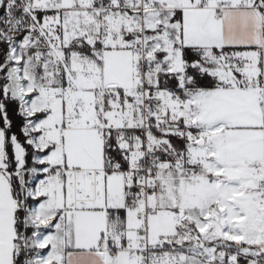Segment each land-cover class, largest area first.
<instances>
[{
	"label": "crops",
	"instance_id": "1",
	"mask_svg": "<svg viewBox=\"0 0 264 264\" xmlns=\"http://www.w3.org/2000/svg\"><path fill=\"white\" fill-rule=\"evenodd\" d=\"M100 1L106 0H60L54 7L15 10L9 19L1 17L0 7V18L9 22L0 27V90L23 115V145L32 152L21 159L33 162L35 179L47 167L91 169L101 165L105 153L121 159L137 148V132H126L109 138L114 148L105 150L86 125L89 102L103 85L108 123L117 126L122 117H134L121 93L133 83L134 52L94 42ZM149 1L160 5L148 12L157 24L146 33L149 59L177 70L200 56L214 58L215 49L243 52L261 71L264 92V34L255 9L230 6L218 12L202 6V0ZM68 32L81 40L76 50L81 55L72 62L64 47ZM90 46L93 58L86 52ZM157 70H147V82L161 88ZM260 94L259 84L241 81L189 95L194 158L188 128L173 126L159 136L149 238L178 246L181 264H242L240 256L264 253V206H251L247 197L260 175L250 163L264 160ZM198 139L203 142L197 144ZM71 181L49 176L43 186L24 187L19 198L0 164V264H16L19 213L33 227V264H135L124 255L138 239L129 203L133 184L108 172L98 178L100 197L93 203L74 201L90 191L87 176L79 172L75 187ZM103 240L117 249L115 261L101 247Z\"/></svg>",
	"mask_w": 264,
	"mask_h": 264
},
{
	"label": "built area",
	"instance_id": "2",
	"mask_svg": "<svg viewBox=\"0 0 264 264\" xmlns=\"http://www.w3.org/2000/svg\"><path fill=\"white\" fill-rule=\"evenodd\" d=\"M60 5V0H2L0 2L1 17L9 19L13 11H29L35 7H54ZM201 5L212 7L216 11L230 6L251 7L258 13L264 34V0H202ZM160 5L149 0H110L100 1L97 5L98 27L95 42L101 48L105 47H130L134 52L133 83L121 89L127 98L129 107L134 112L133 119L127 116L121 118L117 126L108 123L106 118V105L104 91L108 87L101 86L92 101L89 102L91 118L86 125L94 128L98 138L103 142L104 149L114 148L109 138L124 137L126 132H137L138 144L127 156L121 159L114 154L105 153L100 166L91 169H75L67 167H47L43 175L35 179V186H43L49 176L69 177L71 186L78 184L77 174L82 172L87 176L90 191L78 195L74 201L93 202L99 201L100 187L98 178L108 172H119L123 179L133 184L134 190L130 195L129 203L136 212V243L124 250L125 258L135 264H181L183 251L175 244L163 241H153L149 238V216L153 211L150 199L157 187V143L159 136L179 126L187 115L184 100L189 95L173 86L157 87L147 82V70L153 69L157 64L148 58V29L156 28L157 24L148 18V12L159 8ZM263 109L264 131V92L261 94ZM65 123L63 126H66ZM63 127L58 128L61 133ZM260 175L253 184L247 188L248 200L252 203L264 205V160L250 163ZM101 247L106 250L112 261H115L117 249L108 247L107 240L101 242ZM249 264H264V255L251 259Z\"/></svg>",
	"mask_w": 264,
	"mask_h": 264
},
{
	"label": "rangeland",
	"instance_id": "3",
	"mask_svg": "<svg viewBox=\"0 0 264 264\" xmlns=\"http://www.w3.org/2000/svg\"><path fill=\"white\" fill-rule=\"evenodd\" d=\"M8 23V21L0 18V27L7 26ZM65 35V54H67V57L70 58V60L68 61L72 62L73 56L81 55L80 51H78L79 53H76V50L81 49V40L78 39L75 32H68L65 33ZM91 47L92 46H90V49L86 51L89 53V58H93L94 55V53L91 51ZM214 52L215 55L212 59H209L207 56H200L197 59L186 61L182 65V67L177 70L168 69V66L164 65V63H160V65L157 64L155 68L159 69L157 70V73H159L160 75L161 85H163L164 87H176L184 93L196 97L210 86L227 82L243 81L249 84H259V92H261L262 94V73L259 69L255 68V66L251 65L250 59L247 58L245 53L229 51L223 48L219 50L215 49ZM97 91L98 89L95 91V95ZM18 113L20 115V119L14 117L11 125L12 130L14 131V133H16L15 130L17 121H21L19 130H21L22 138L20 136L19 139H17V134H10L8 137H5L4 130L2 126H0V164L8 172V175L11 178V182L15 188L17 197L21 198L23 195L24 187L34 185L35 165L29 160L25 162L21 159L27 148L26 146H23L21 142L24 139V128H22L23 115L20 111ZM179 126L188 128L187 135L190 136L191 145L187 147L188 150H190L191 156H193L194 158L196 149V145L194 142L195 127H193L191 118L189 116H184L183 122ZM185 151H187V148L186 150L184 148L182 149L183 154L185 153ZM250 169L256 172L253 168L250 167ZM60 179H64V177H60ZM250 205L261 207L264 206L252 202H250ZM20 214L21 213H19L18 216L20 219L17 222L18 224L15 238L16 264H33L32 262H30L34 254V248L32 246L33 243L30 237V232L33 227L26 225L23 219H21ZM18 225L20 228L18 227ZM257 254L264 255V253L260 251ZM257 256H240L238 258V262L242 264H249L248 262L251 259H256Z\"/></svg>",
	"mask_w": 264,
	"mask_h": 264
},
{
	"label": "trees",
	"instance_id": "4",
	"mask_svg": "<svg viewBox=\"0 0 264 264\" xmlns=\"http://www.w3.org/2000/svg\"><path fill=\"white\" fill-rule=\"evenodd\" d=\"M1 45L2 42L0 40V54L2 52ZM0 73H1V69H0ZM1 81H2V77L0 76V83ZM14 117L20 119V115L16 108L15 100L7 95L2 94L0 90V126H2L4 130L5 137H8L10 134H17L16 138L19 139V137L22 135L21 130H19L21 121L20 120L17 121L16 130H15L16 133H14L11 125ZM21 142L23 145V140ZM23 146H26L27 149L25 148L26 149L25 152L27 154H30L32 152V150L26 144Z\"/></svg>",
	"mask_w": 264,
	"mask_h": 264
},
{
	"label": "water",
	"instance_id": "5",
	"mask_svg": "<svg viewBox=\"0 0 264 264\" xmlns=\"http://www.w3.org/2000/svg\"><path fill=\"white\" fill-rule=\"evenodd\" d=\"M184 108L188 111L190 109L188 100H184ZM203 142L202 139L197 140V144H201ZM171 241H167V244H171ZM180 242H178L179 244Z\"/></svg>",
	"mask_w": 264,
	"mask_h": 264
}]
</instances>
